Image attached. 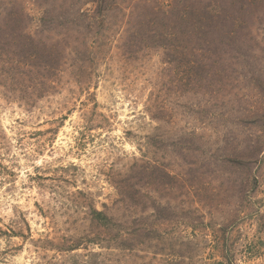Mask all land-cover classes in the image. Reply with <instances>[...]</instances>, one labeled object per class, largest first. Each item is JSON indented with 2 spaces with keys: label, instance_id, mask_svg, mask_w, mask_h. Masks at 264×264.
I'll list each match as a JSON object with an SVG mask.
<instances>
[{
  "label": "rangeland",
  "instance_id": "374dc122",
  "mask_svg": "<svg viewBox=\"0 0 264 264\" xmlns=\"http://www.w3.org/2000/svg\"><path fill=\"white\" fill-rule=\"evenodd\" d=\"M88 1L21 3L33 31ZM121 1L83 31L101 47L89 78L35 98L0 77V264H264V0H179L197 32L171 56L124 43ZM184 60L205 76L186 83ZM93 209L142 235L107 248Z\"/></svg>",
  "mask_w": 264,
  "mask_h": 264
},
{
  "label": "trees",
  "instance_id": "16d2710c",
  "mask_svg": "<svg viewBox=\"0 0 264 264\" xmlns=\"http://www.w3.org/2000/svg\"><path fill=\"white\" fill-rule=\"evenodd\" d=\"M6 1L8 3L0 4V77L8 83L10 78L14 77L19 87L18 93L29 91L35 98L55 94L57 84L64 73L76 77L85 75L88 78L90 74L92 75L93 71L89 64L96 59V54H99L101 47L96 51V46H99L98 39H93L92 35H84L83 31L97 26V14L108 21V18L101 13L106 9L105 5L109 8L107 10L112 12L114 7L117 10L119 4H124L121 0H90L88 2L92 3L97 11L91 15L90 11L79 9L69 15V9L66 8L69 5L65 6V4L60 5L61 12L58 10L57 14L47 7V13L43 12L40 16L47 14L49 17H39L34 30L30 31L29 26L33 18L23 7L22 0ZM176 2L179 0H171L170 5L162 6L159 0H132L123 9L128 11L126 13L128 27L123 36L124 43L129 41L135 43L138 40L147 44L149 48H155L156 44L157 48L165 52L167 56H171L172 49H174L173 54L181 55L183 52L191 51L192 34L197 31L186 33L187 37L183 35L185 24L192 16L185 15L184 6L178 7ZM211 13L216 14V12ZM223 13L218 15L222 16ZM159 23L163 24V29L158 28ZM89 42H91L90 48ZM170 62L172 61L169 59L168 63ZM183 63L186 67L185 82L195 83L194 80L203 73L201 70L194 72L191 62L186 65L184 60ZM213 64L217 65V62ZM220 75L217 69L215 77ZM87 82L81 81V83ZM221 90L220 86L210 93L216 98ZM251 158H246L244 163L252 162ZM92 217L101 229L114 234L109 237L113 243L108 242L107 248L121 251L131 249L130 241L143 233L140 228L132 229L130 233L128 224L131 221L124 222L123 217L119 220L104 211L93 209ZM115 220L123 224H114ZM73 249V247H67L64 251Z\"/></svg>",
  "mask_w": 264,
  "mask_h": 264
}]
</instances>
